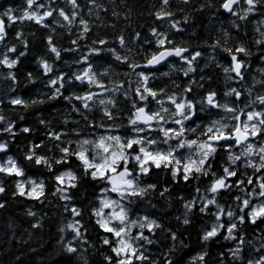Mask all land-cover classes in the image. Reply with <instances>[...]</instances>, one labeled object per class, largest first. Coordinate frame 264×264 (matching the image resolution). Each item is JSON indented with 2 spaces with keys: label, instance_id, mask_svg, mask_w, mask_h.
<instances>
[{
  "label": "snow or ice",
  "instance_id": "snow-or-ice-1",
  "mask_svg": "<svg viewBox=\"0 0 264 264\" xmlns=\"http://www.w3.org/2000/svg\"><path fill=\"white\" fill-rule=\"evenodd\" d=\"M66 3L71 11L54 7L56 0H50L48 6L39 0H25L22 10L7 8L0 13V66L8 69L5 79L12 81L11 92L16 91L19 83L13 70L22 63L21 58L27 56L30 42L23 30L14 29V39L22 45V49L18 48L17 43L8 40V29L25 22L50 29L48 18L56 13L62 20L54 22L66 29L69 36L73 28L79 30L76 38L70 40L73 47L61 48L54 43L55 29H51L46 36V48L54 61L49 62L42 56L37 63L48 77L46 86L52 90L48 99L67 101L72 112L81 116L90 134L82 135L78 127L66 131L48 128V122L41 119L39 122L47 128L46 136L51 146L44 142L32 143L23 154L27 167L42 168L51 174L54 190L50 194L63 202V212L71 217L59 229L62 234H71L62 249L61 264H89L85 253L96 245L86 226V211L103 249L97 250L102 257L99 264H184V256L178 252L189 249L190 245L180 239L179 229L166 227L154 214L142 211L145 204L155 209L152 198L157 195L166 198L171 192L169 186L161 187L159 182H151V177L160 173L169 176L174 184L195 182L191 198L179 197L183 212L175 219L180 225L191 226L197 214L208 218L198 233L201 250L188 264H209L208 245L221 237L231 242L232 247L218 253L217 264H264V228H260L264 224V67L257 69L259 80L253 76L251 85L246 81L253 56H258L264 64V21L255 29L260 36L253 41L256 52L244 42H233L227 29H222V36L213 38L211 43L205 40L193 49L186 41L170 38L169 31L151 27L152 39L145 38L134 54L122 34L116 40L126 54L114 47L105 49L103 46L109 41L97 38L92 40L91 46L85 45L87 51L74 59L73 63L80 66L78 71L71 75L54 74V62L63 59L62 53L80 52V41L87 39L91 32L89 20L81 15L82 5L78 0H66ZM182 3L188 5L190 0H182ZM87 5L89 17L95 15L100 19V11L107 12L98 0H87ZM213 6L209 0L196 10ZM258 10H264V0H219L217 7V11L241 22L248 21L250 14ZM153 14L156 20L167 19L169 30L184 31L181 20L175 19L170 0H161L160 8ZM112 15L119 13L113 11ZM182 19L187 24L189 16ZM237 20L232 21V27L238 30ZM140 39L141 33L136 32L134 40ZM143 45L152 47L146 50ZM201 47L211 49L210 61L224 74L222 92L210 86L211 76H196L198 69L200 73L204 71L199 66L204 56ZM104 51L126 67V71L115 74L124 79H112L111 64L102 69L95 67L92 58L102 59ZM221 53L223 62L217 59ZM165 65L169 71L161 72L160 68ZM208 66L205 63L204 67ZM173 72L182 74L186 82L171 78ZM163 77L170 82L162 86L153 83ZM25 78L29 83H36L31 71ZM74 81L82 86L79 92L69 91L70 87H77ZM257 85L262 91H256ZM105 93L109 95L105 97ZM117 94L130 104L126 123L121 119L123 109L119 107ZM3 103L0 100V104ZM43 103V99L29 101L19 95L8 99L12 110L19 106L26 111ZM95 108L102 112L99 123L87 114ZM19 119L23 121L25 117L21 115ZM16 128V122L0 108V135L7 134L15 140ZM19 132L30 134L32 128L25 126ZM45 148L47 152L55 149L59 155L39 151ZM8 150L9 140L0 141V153L6 154ZM27 167L6 156L0 161V175L15 178L13 197L43 202L48 196V184L38 175H29ZM85 180L96 189L87 209L75 203L76 192ZM6 194V186L0 179V196ZM225 195L230 200L225 199ZM5 207L6 202H0V209ZM27 214L36 215L31 210ZM248 225L257 229L259 246L247 238ZM160 232L165 233L172 244L156 258L151 246L160 243ZM63 239L62 236L61 242ZM246 248L255 255L246 256Z\"/></svg>",
  "mask_w": 264,
  "mask_h": 264
},
{
  "label": "trees",
  "instance_id": "trees-1",
  "mask_svg": "<svg viewBox=\"0 0 264 264\" xmlns=\"http://www.w3.org/2000/svg\"><path fill=\"white\" fill-rule=\"evenodd\" d=\"M40 3H44L46 6L50 4V0H39ZM99 3L104 4L107 8V12L101 10L99 15L100 19H96L95 15L88 16V5L87 0H78V3L82 5L81 15L89 20L91 25V32L88 34L87 39L80 41V52L77 53H62L63 59L54 62V74L56 73H67L71 75L72 72L78 71L80 66L73 63L74 59L78 58L79 55L87 51V46H91L93 39L105 38L109 41L108 45L103 46L114 47L121 54H126L124 49L119 47L116 38L119 35H124L127 47L133 49V54L138 49V46L143 44V40L152 39L149 29L151 27H157L159 31H169L170 38L177 41H186L193 49L197 46L202 45L203 41L207 40L209 43L212 42L213 38L222 36V29H227L233 38V42L241 41L250 46L253 52L257 51V46L254 45V39H259V33L255 31L256 27L261 26L260 21H264V10H258L253 14H250L248 21H238L236 17L225 15L222 11H217L219 0H211L213 7H205L203 10L197 11L201 4H207L209 0H190L188 5L182 3V0H170V7L176 15V20H181V27L184 31L176 33L174 30H169L168 20L164 21L156 20L154 12L160 8L161 0H98ZM26 6L25 0H0V13H3L7 8L22 10ZM64 7L66 11H71V6L66 3V0H56V5ZM183 9V11H180ZM42 12L44 9H40ZM119 13L118 16H113L112 12ZM17 15L19 12L16 13ZM189 16L187 24L183 23V17ZM127 16V19L125 18ZM51 22L50 29H43L33 22H25L23 24L17 23L14 28L8 29L9 37L8 40L17 43L18 48L22 49V45H19L18 41L14 39V29L23 30L25 36L30 42V48L26 57L21 58L22 63L14 69L17 73L19 83L16 85V91L11 92L10 86L12 81L5 79L8 69L0 66V100L4 103L0 104V108L4 110V114L9 116L17 124L15 131L17 137L15 140H11L7 134L0 135V141L9 140V150L7 153H0V161L5 159V156H11L20 162L22 165L27 167V162L23 160V154L27 151L28 147L32 143L44 142L45 145L51 146L52 142L48 140L46 136L47 128L40 124V120L43 119L48 122V128H54L58 130H68L70 128H80L82 135H89L90 130L86 128L85 122L81 116L77 113L72 112L71 105L63 98L50 100L48 97L51 95V89L46 86L48 77L43 75L42 69L39 67L37 60L40 57L49 59V62L54 61V57L47 54L46 48V36L50 33L51 29H55L53 33L54 43L61 47H73L70 44L71 39H75L78 34V29L73 28L72 34L69 36L68 32L64 28H60L54 20H62L56 13L52 18H48ZM237 20L240 24V28L237 30L232 27V21ZM136 32L141 33L140 40H134ZM195 33V35H193ZM34 34V35H33ZM97 47H101L96 45ZM147 50L150 49L151 45H143ZM2 50V46H0ZM200 50L204 52V56L200 58L199 66L204 68L203 73L198 72L196 76L203 74L205 76H211V87L218 91H223L225 88L224 74L219 68L213 64L209 55L211 49L201 47ZM102 59L97 60L96 57L92 58V61L97 68L107 67L111 64L113 76L112 79L120 80L124 79L123 76H117L116 73H122L126 71V67L116 62L111 53L107 51L102 52ZM139 59V57H137ZM217 59L223 62V54H218ZM67 61V63H65ZM205 63H208V67H204ZM180 65L177 64V67ZM264 67L261 64L258 56L251 58V67L248 69L246 74V81L251 85L252 77L254 76L257 80L261 77L258 68ZM31 71L36 83L32 84L27 81L26 74ZM160 71H169V67L165 65L160 68ZM251 73L250 77L248 73ZM53 74V75H54ZM252 76V77H251ZM159 77V72L157 73ZM173 79H178V82H186L187 78H184L182 74L176 72L172 73ZM135 79V77H132ZM107 82V78H105ZM169 78L163 77L158 78L153 83L155 85H164L169 83ZM74 84L77 87L69 88V91L81 90L82 86H79V82ZM99 91V90H97ZM256 91H262L259 85L256 86ZM68 91L65 95H68ZM19 95L22 99H43V104H37L26 111L16 107L12 110V106L8 104V99L13 96ZM109 94L105 93V97ZM116 99L118 101L120 109L123 111L120 113L121 119L126 121L127 110L130 104L125 102L122 95L117 94ZM79 105V102H76ZM115 111V110H114ZM90 119H95L97 123L101 121L102 112L99 108H95L92 112L87 113ZM23 115L25 119L21 121L19 117ZM65 121H68L65 124ZM111 123V122H106ZM28 126L32 128L30 134L20 133L19 129ZM122 132V130H121ZM75 138V137H73ZM39 151L46 152L48 155H59L54 149L53 152H47V148ZM28 174L33 176H40L45 179L48 184V196L43 202L30 200L22 197H13V180L14 177H4L0 175V179L3 180L7 194L0 196V202H6V207L0 209V264H61L63 259L62 249L67 243V240L71 238V234H62L59 229L63 227L71 217L63 212L62 204L56 197H53L50 193L53 189V183L50 180V173H47L44 169H36L27 167ZM151 182H159L161 187L169 186L171 192L168 197L160 198L158 195L152 198V202L156 204V208L152 209L147 204L142 208V211L150 212L155 215L156 218L160 219L166 227H171L173 230L179 229L180 239H183L185 243L190 245L189 249H181L178 255L184 256V264H188V261L192 256H195L200 250L202 245L199 244L198 233L201 228L205 226V220L208 218H202L199 214L193 217V224L185 228L180 225L175 219L177 215H181L183 208L179 197L184 196L185 198H191L194 195L195 182H191L189 185L183 183L174 184L171 182L170 177L163 173L156 174L151 177ZM206 183V181H205ZM96 189L87 180L82 181L81 186L76 192V200L79 206L87 209L90 206ZM235 193H233L234 195ZM229 199L227 195L224 197ZM31 210L36 213L35 216H29L27 213ZM86 226L89 229L90 239L92 243L96 245L95 248H88L85 253L89 264H99L102 259L100 252L101 245L98 240L97 232L93 228L92 222L88 221L87 211L85 212ZM34 224H39L40 227H33ZM260 228H264V224L260 225ZM247 238L256 243L259 246L257 240L258 231L253 226H247ZM64 237L61 242V237ZM160 243L156 246H151V251L156 258H159L161 253L167 250V247L172 242L166 239V234L163 232L158 233ZM179 247V243L177 242ZM87 247V246H85ZM228 247H232V243L223 241L222 237L218 238L217 241L211 242L208 245V251L210 253L209 264H217L218 253L227 250ZM188 252L189 255H184ZM246 256H254L255 253L251 249L246 248Z\"/></svg>",
  "mask_w": 264,
  "mask_h": 264
},
{
  "label": "rangeland",
  "instance_id": "rangeland-1",
  "mask_svg": "<svg viewBox=\"0 0 264 264\" xmlns=\"http://www.w3.org/2000/svg\"><path fill=\"white\" fill-rule=\"evenodd\" d=\"M40 11H41V10H40ZM41 12H42V11H41ZM248 74H249V77H250L251 73L249 72ZM251 77H252V76H251ZM104 95H105V94H104ZM125 123H126V122H125ZM121 130H123V129H121Z\"/></svg>",
  "mask_w": 264,
  "mask_h": 264
},
{
  "label": "water",
  "instance_id": "water-1",
  "mask_svg": "<svg viewBox=\"0 0 264 264\" xmlns=\"http://www.w3.org/2000/svg\"><path fill=\"white\" fill-rule=\"evenodd\" d=\"M225 15H229V14H227V13H224Z\"/></svg>",
  "mask_w": 264,
  "mask_h": 264
},
{
  "label": "bare ground",
  "instance_id": "bare-ground-1",
  "mask_svg": "<svg viewBox=\"0 0 264 264\" xmlns=\"http://www.w3.org/2000/svg\"><path fill=\"white\" fill-rule=\"evenodd\" d=\"M126 122V121H125ZM123 131V130H122ZM5 158H6V156H5Z\"/></svg>",
  "mask_w": 264,
  "mask_h": 264
}]
</instances>
